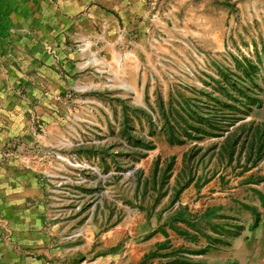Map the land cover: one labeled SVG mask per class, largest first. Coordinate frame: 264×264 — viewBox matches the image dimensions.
Masks as SVG:
<instances>
[{
	"label": "rangeland",
	"instance_id": "obj_1",
	"mask_svg": "<svg viewBox=\"0 0 264 264\" xmlns=\"http://www.w3.org/2000/svg\"><path fill=\"white\" fill-rule=\"evenodd\" d=\"M0 243L264 264V0H0Z\"/></svg>",
	"mask_w": 264,
	"mask_h": 264
},
{
	"label": "crops",
	"instance_id": "obj_2",
	"mask_svg": "<svg viewBox=\"0 0 264 264\" xmlns=\"http://www.w3.org/2000/svg\"><path fill=\"white\" fill-rule=\"evenodd\" d=\"M220 145L221 143H218L219 148H220ZM216 154L218 153L216 152ZM209 169H210L209 171L212 172V174L210 175L211 181H208V183L204 185L203 190L208 189L209 187L214 186V184L217 183L216 181L217 177H215V175L217 173V176H218V174L222 172L223 168L222 167L220 168V166H209ZM186 191H187L186 192L187 194H191L193 192L192 186H189ZM185 196L186 195L183 194L181 195V197H179L180 200L177 201L178 204L186 205V203H188L187 197ZM0 264H43V262H41L40 260L37 262L36 261L31 262L30 260L25 258L23 255L19 256L18 253H15L14 250L11 249L10 247L5 246L4 244L0 243Z\"/></svg>",
	"mask_w": 264,
	"mask_h": 264
},
{
	"label": "trees",
	"instance_id": "obj_3",
	"mask_svg": "<svg viewBox=\"0 0 264 264\" xmlns=\"http://www.w3.org/2000/svg\"><path fill=\"white\" fill-rule=\"evenodd\" d=\"M246 97H248V96H246ZM248 98H249V97H248ZM250 101H251V103L253 102L252 99H250ZM254 225H255V224H254ZM181 233H186V232H184V230H181ZM211 240H212V238H211ZM161 245H164V243L161 244ZM175 251H178V250H175ZM176 260H177V262H175V264H193V263H191L190 261L185 260V259H183V260L176 259Z\"/></svg>",
	"mask_w": 264,
	"mask_h": 264
}]
</instances>
